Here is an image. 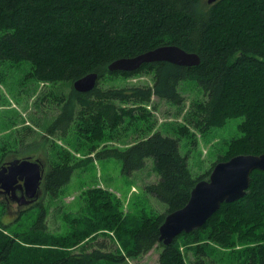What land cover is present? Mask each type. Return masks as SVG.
<instances>
[{"label":"trees","instance_id":"16d2710c","mask_svg":"<svg viewBox=\"0 0 264 264\" xmlns=\"http://www.w3.org/2000/svg\"><path fill=\"white\" fill-rule=\"evenodd\" d=\"M170 44L197 53L199 63L156 61L135 71L107 68L117 58ZM0 61L27 62L28 78L69 87L52 98L56 114L40 146L48 135L75 134L95 158L119 159L126 175L145 168L150 158L157 179L143 190L164 205L162 211L141 209L130 215L114 193L90 186L79 195L77 210L64 213L65 231L47 233L48 199L58 197L75 168L91 158L72 161L62 145L53 144L56 159L44 171L39 200L23 207L14 221L0 222V264H119L154 247L160 249L158 264H218L210 256L211 244L242 245L231 249L239 258L236 264H264V170H253L246 193L221 203L200 227L180 233L168 245L158 231L165 215L186 204L195 183L216 162L264 152V0H0ZM143 70L151 73L150 84L101 83L106 75ZM89 72L98 74L95 86L87 92L74 89L73 81ZM181 82L194 83L202 98L189 104L175 135L154 130L148 105L156 108L153 97L182 104ZM235 117H241L239 133L208 171L194 176L187 154L179 150L180 136L193 134L192 129L206 134ZM142 122L151 130L132 143L99 146L129 128L143 130ZM17 141L25 144L24 138ZM44 195L47 200H41ZM4 203L1 212L9 213ZM22 216L28 221L18 228ZM110 231L114 250L106 241H95Z\"/></svg>","mask_w":264,"mask_h":264},{"label":"rangeland","instance_id":"374dc122","mask_svg":"<svg viewBox=\"0 0 264 264\" xmlns=\"http://www.w3.org/2000/svg\"><path fill=\"white\" fill-rule=\"evenodd\" d=\"M28 69L29 64L27 62L16 65L9 61H0V165L13 158L30 157L31 159H39L45 171L49 162L56 159L53 153V144L62 145L72 156V161L91 157L84 165L75 168L69 182L62 186L58 197L48 199L47 233L61 235L65 231L64 213L77 210L79 195L90 186H99L114 193L120 199L123 211L130 215L138 213L141 209L148 210L149 208L162 211L164 205L143 190L145 183L157 179L156 173L152 170L150 158L147 159L145 168L132 175H126L122 173V164L119 159L114 157L95 158L94 152H89V145L83 143L82 139L76 137L75 134L61 135L57 132L55 135H48L45 146H40V140L46 134L45 128L56 114V107L52 98L62 91L66 92L69 87L30 79L26 75ZM151 76L150 72L144 70L129 76L106 75L101 83L104 87L150 84ZM179 91L183 96V103L180 105L153 97L156 108L153 109L152 104L148 105V108L152 110L151 124L154 130L175 135L174 131L182 123V116L188 110L189 104L196 98H202L201 91L194 83L181 82ZM240 120L241 117L231 118L223 126L213 127L206 134L192 129L193 134L186 133L180 136L179 150L182 154H187L189 168L194 176L204 174L225 153L228 141L239 133L237 123ZM141 127L143 130H137L135 126V128H129L125 132L122 131L119 138L113 135L111 139L100 142L99 146L124 147L136 138L146 135L152 126L146 127V123L142 122ZM20 138H24L25 144L17 141ZM47 198L44 195L41 200H47ZM34 201L32 204L36 202ZM8 207L10 213L6 211L2 213L0 206V222L2 223H10L18 215L19 208L16 203L12 202ZM22 207H27V204L22 205ZM31 209L36 212L37 206ZM27 221L28 219L24 220L22 216L18 226H16L18 228L25 227ZM9 228H12V225ZM108 233L109 237L98 236L95 241H106L109 249L114 250L116 244L111 242V239L115 240L114 233L112 231ZM211 245L215 249L210 256L216 263L236 264L239 261V258L232 255L231 249H241L242 245L233 248ZM91 248L94 247L88 246L87 249L90 250ZM74 251L79 250L75 248ZM159 252L160 249L154 247L139 257L126 258L119 264H158ZM187 258L193 259V254L187 252Z\"/></svg>","mask_w":264,"mask_h":264},{"label":"water","instance_id":"95a60500","mask_svg":"<svg viewBox=\"0 0 264 264\" xmlns=\"http://www.w3.org/2000/svg\"><path fill=\"white\" fill-rule=\"evenodd\" d=\"M212 3L215 0H206ZM167 61L182 66L197 65V53L186 51L177 45H161L134 56L120 57L108 64L109 71H135L144 63ZM98 80L96 72H89L73 81L72 86L80 92L91 90ZM264 170V152L260 154H237L227 160L216 162L208 178L198 180L190 191L186 204L167 213L160 224L159 240L168 245L182 232L189 233L200 227L216 212L221 203L241 198L250 185L251 173ZM44 168L39 159L13 158L0 165V191L18 183L25 194L13 196L18 212L41 196ZM34 201V202H35ZM29 204V205H28ZM17 212V213H18Z\"/></svg>","mask_w":264,"mask_h":264},{"label":"flooded vegetation","instance_id":"af4514ba","mask_svg":"<svg viewBox=\"0 0 264 264\" xmlns=\"http://www.w3.org/2000/svg\"><path fill=\"white\" fill-rule=\"evenodd\" d=\"M35 159H37V158H35ZM40 164L42 165L41 161H40ZM8 188L9 189H7L6 192L0 191V199H2V201L5 202L4 204L6 205V209L9 212V207L8 206L10 205V203L14 202V203L17 204V202L15 200H12L13 196L14 195L15 196H20L21 194H25V192L22 189V187H20V185H18V183H16L15 185L10 186Z\"/></svg>","mask_w":264,"mask_h":264}]
</instances>
